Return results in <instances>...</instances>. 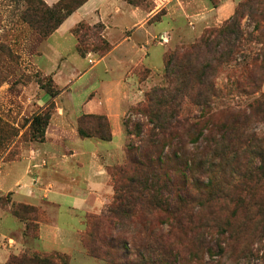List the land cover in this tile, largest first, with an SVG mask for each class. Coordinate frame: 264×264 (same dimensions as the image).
Returning a JSON list of instances; mask_svg holds the SVG:
<instances>
[{
	"label": "trees",
	"instance_id": "obj_1",
	"mask_svg": "<svg viewBox=\"0 0 264 264\" xmlns=\"http://www.w3.org/2000/svg\"><path fill=\"white\" fill-rule=\"evenodd\" d=\"M85 1L58 0L39 11L44 0H25L22 16L45 37ZM245 15L255 33L243 32ZM99 26L103 55L111 46ZM253 41L259 46L249 52L246 44ZM162 59L164 83L130 109L146 121L130 122L129 129L123 122L132 139L124 162L106 168L113 196L87 239L107 264H201L204 254L239 246L251 254L263 249L264 264V130L254 129L264 125V0L240 1L219 27L190 45L166 49ZM225 65L238 66L239 73L218 84ZM49 93L48 106L31 118L42 138L57 94ZM234 94L248 99L232 104ZM77 132L112 138L105 115L79 116ZM255 243L260 247L253 250ZM13 264L67 261L57 253H34Z\"/></svg>",
	"mask_w": 264,
	"mask_h": 264
},
{
	"label": "rangeland",
	"instance_id": "obj_2",
	"mask_svg": "<svg viewBox=\"0 0 264 264\" xmlns=\"http://www.w3.org/2000/svg\"><path fill=\"white\" fill-rule=\"evenodd\" d=\"M135 1H137L136 5L126 2L142 10L151 11L155 9L159 0H155V2L154 0ZM240 1L242 0L236 2L235 7ZM177 2L178 0H169L167 6L157 10L151 18V21H159L164 14L168 13L169 15L168 27L171 31V39L166 43V49L192 44L208 29L219 27L231 16L221 21L207 18L203 22L196 23L194 18L184 17ZM25 3V0H0V264H13L16 259L30 256L34 253L41 256L57 253L65 256L67 264H107L106 257L102 253L95 251L94 244L89 242L85 232L89 226L95 223V217L103 211L112 199L113 182L109 172H107L109 174L108 184L112 189L109 201L100 210L68 214L67 219L66 215L54 213L57 212L56 203L54 204V202H50L45 198L31 199L19 196L20 183L16 180L20 165L23 164L21 163L22 160L35 157L28 147L45 140V134L44 138H42V136L34 132L35 129L31 125V118L35 113L41 112L48 106L51 99L49 91L57 92L56 96L52 98L54 108L51 110V115L56 107L55 98L69 85L70 91L63 95L64 100L70 95H74L77 102L83 99L81 89L90 77L91 72L89 71L80 79L77 78L93 62L91 58L96 59L102 56L100 51L104 50H101L102 44L99 38L101 28L99 23L89 24L84 21H81L83 23L77 27L71 28L70 36L63 39L64 43H62L61 49L64 48L65 61L61 65L63 70L59 73L62 75L58 77L59 80L56 82L53 75L44 69V66L47 65L45 54L39 57L41 49L44 53L47 51L45 49L46 44L42 43L54 31L42 37L39 29L31 27L25 21L28 15L22 16V11L26 9ZM218 4L219 0H202V3L199 2L194 6L195 8L189 7L186 11L192 13L196 8H201V11H204L211 7H216ZM45 5V2L38 4L39 11ZM65 27L66 24L63 26V30ZM162 28V24L157 25V29L161 30ZM241 28L245 33L256 32L254 23L247 15L241 21ZM100 35H102V31ZM163 39L161 36L158 40L165 42L166 39L164 37ZM246 45L249 46V52H254L259 46L255 41ZM153 47L151 46V49ZM92 48L95 51H87ZM99 49L100 51H98ZM158 49L161 50L162 46H158ZM89 52H93L95 55L91 56ZM115 53L111 55V61L107 59L100 62V64L94 66L92 72L102 75L104 68L107 66L106 64L112 68ZM152 60V69L146 66H138L129 71L128 80L137 81L136 85L131 89V94L136 97L134 96V102L129 106L122 118L123 145L121 160L108 166L120 165L125 160V145L132 139V136L126 133V126L123 122L127 121V128L129 129L130 122L139 121L144 123L146 121V117L142 114L130 111L131 107L138 102H142L145 98V93L151 87L164 83L163 59L152 56ZM110 73H114V71ZM237 73H239L238 66L225 65L216 82L220 84L227 77L235 76ZM260 91L264 92V84ZM232 99L230 103L243 105L248 97L246 94H234ZM79 116L76 119V131ZM254 129L256 131L264 130V125L262 127L256 126ZM41 163L44 164L45 162L42 160ZM35 181L32 180V184H35ZM59 218L61 219L59 220ZM77 219L80 222L79 227H77ZM51 222H67V224L72 225L69 227L71 229L75 226L76 231H74V237L72 234L73 239H70L69 246H52L48 241H45L43 246L36 244L35 240L39 236L40 223ZM13 239L22 242L23 247L21 249L10 248L9 245H13ZM258 245L255 243L252 249H258L260 247ZM127 248L130 249V244L127 245ZM243 249L246 250L248 247H243ZM243 249L242 246H239L233 252L228 247L223 252L204 254L201 264L261 263L259 257L263 254V249H259L258 252L252 254L248 251H243ZM3 254L5 255L4 257Z\"/></svg>",
	"mask_w": 264,
	"mask_h": 264
},
{
	"label": "crops",
	"instance_id": "obj_3",
	"mask_svg": "<svg viewBox=\"0 0 264 264\" xmlns=\"http://www.w3.org/2000/svg\"><path fill=\"white\" fill-rule=\"evenodd\" d=\"M44 1L53 5L58 0ZM168 1L159 0L155 9L146 11L128 4L125 0H86L42 43L46 44L47 51L44 53L41 49L39 57L45 54L47 65L44 69L53 75L56 82L62 75L59 73L63 70L61 65L65 61V51L64 48L61 49L63 39L70 36L71 28L77 23H101L102 36L111 48L102 56L91 58L93 62L78 76L77 79H80L91 72L81 89L83 99L77 102L75 96L70 95L64 100L63 95L70 91V85L55 98L56 107L45 129V140L29 146L28 149L35 157L24 159L21 162L23 164L20 163L16 177L20 183L19 196L31 199L45 198L54 202L57 209L54 213L66 215V219L68 214L100 210L109 201L112 189L108 184L109 174L106 166L121 160L122 118L135 100L131 89L137 81H129L128 74L132 68L138 66L151 68L152 56L162 58L166 43L171 39L169 15L164 14L159 21H151V18L157 10L166 7ZM237 1L219 0L216 7L204 11L196 8L192 13L186 10L189 7L195 8L194 6L202 3V0H178L177 3L185 18L192 17L196 23H200L207 18L214 21L228 18ZM159 24H162L161 30L157 29ZM161 36L166 39L165 42L158 40ZM151 46L154 47L151 49ZM158 46H162V49H158ZM113 53L115 56L112 68L106 64L102 75L92 72L94 66L100 62L107 59L111 61ZM89 55L95 54L89 52ZM111 71L114 73H110ZM81 114L105 115L111 126L112 138L103 141L94 137H79L76 119ZM42 160L44 164L41 163ZM32 180H36L35 184H32ZM77 224L79 227L80 222ZM71 226L67 222L40 223L39 236L35 242L40 246L48 241L52 246L67 247L76 231L75 226L72 229L69 228ZM13 240L10 248L23 247L22 242Z\"/></svg>",
	"mask_w": 264,
	"mask_h": 264
},
{
	"label": "built area",
	"instance_id": "obj_4",
	"mask_svg": "<svg viewBox=\"0 0 264 264\" xmlns=\"http://www.w3.org/2000/svg\"><path fill=\"white\" fill-rule=\"evenodd\" d=\"M162 40H164L163 37H162Z\"/></svg>",
	"mask_w": 264,
	"mask_h": 264
}]
</instances>
